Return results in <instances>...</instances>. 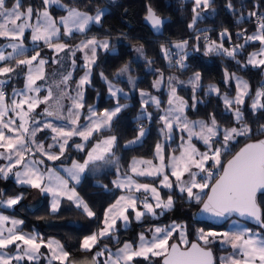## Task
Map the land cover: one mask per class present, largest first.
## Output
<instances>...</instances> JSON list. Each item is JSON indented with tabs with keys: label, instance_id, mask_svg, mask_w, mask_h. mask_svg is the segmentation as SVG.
I'll return each instance as SVG.
<instances>
[{
	"label": "snow or ice",
	"instance_id": "1",
	"mask_svg": "<svg viewBox=\"0 0 264 264\" xmlns=\"http://www.w3.org/2000/svg\"><path fill=\"white\" fill-rule=\"evenodd\" d=\"M213 0H193L192 19L188 24L193 29L201 19V11L205 13L211 7ZM59 5L66 11V15L53 17L50 7ZM226 7L229 11L235 12L231 0H228ZM239 21L256 17V30L247 34L244 29L237 33L243 40L232 48H225L223 40L231 35L227 29L219 33L220 41L209 38L206 32H202L205 40L204 54L225 55L236 59L239 52L249 42L258 41L261 47L258 51L249 53L245 64L241 67L251 65L254 68L262 69L264 75V15H258L252 10L247 13H237ZM105 17V9L97 7L95 13L82 11L79 8L63 4L61 0H42V7L34 9L32 5L26 8L22 0H14L9 6L8 0H0V38L7 40V44L0 46V159L9 161L5 167H0V178L7 179L13 175L16 183L39 190L41 193L51 196L50 212L59 211L62 198L72 202L77 209L89 218L96 217V212L79 195L76 188L70 186L71 182L79 184L83 174L92 166L93 171H101L106 166L116 165V179L112 181L113 186L123 192L114 203H111L103 212L101 221L103 227L91 235L83 237L80 243V250L91 252L101 240L115 238L117 221L127 226L131 220L129 213L134 214V219L141 222L145 217H156L166 211L175 208V200L171 194L177 190L182 197L192 204L202 205L200 212L208 214L215 220L227 222L232 216L246 218L254 221L260 230H264V139L245 144L237 151L227 163H222L221 157L229 150L230 144L237 137L250 136L253 132L251 126L244 119V107L246 98L251 99L250 109L253 114L257 111H264V83L252 94V87L249 81L224 70V83L235 82V95L221 93L219 87L209 84L205 95L209 93L219 97L226 112H230L235 123L231 127H224L217 120L215 114L210 113L207 120H190L186 109L196 108L198 103L197 91L201 88V74L195 72L187 81L192 90V103L177 93V85H183L175 76L167 77L169 86L168 107L159 115V129L165 140H170L176 130L181 133L180 154L166 157L164 144L157 142L154 149L153 159L133 158L129 165V171L136 177L160 178V188L169 189L167 198L161 196L160 188L152 183H142L133 178V175L121 173L119 158L116 157L118 137L115 134L103 135L105 130L113 127V119L122 112L127 105L119 102L121 94L126 96L124 90L116 87L112 81L100 73L101 78L108 86V92L116 98V104L111 109H104L98 113L94 106L88 105V115L84 117L87 123H81V110L85 109L84 89L92 83V68L96 64L97 50L103 48L108 50L110 43L107 39L101 41L96 37L86 38L77 45H69L62 41L63 36H72L74 33L84 34L91 24H101ZM35 18V22L33 21ZM145 20L150 23L153 29L159 30L164 20L156 11L148 6ZM238 21V22H239ZM26 34H30L33 44H42L50 49L54 55L51 63L65 67V62L70 64L74 70L76 67V52L84 54L83 75L76 81L75 96L68 92L69 82L72 80L73 71H59L53 73L51 83L47 87V94L41 97V85L38 81L48 80L45 66L48 60L41 56L38 49L34 54L25 55L27 48L25 41ZM200 35L196 39L199 41ZM188 41L176 42L172 47L178 49L179 59L175 65L185 69L184 63L187 58L185 49ZM11 49V51H5ZM195 50L199 51L198 45ZM143 55V46L135 49ZM161 52L169 65H172L173 53L170 49L161 45ZM61 53L65 55L61 57ZM20 57H24L21 59ZM15 61V66L10 63ZM151 64V61H148ZM237 63H240L237 61ZM158 71V70H157ZM130 72V66H121L114 74L120 78ZM24 75V87L13 88L14 98L7 102L5 85L13 76ZM163 73L153 82V88L159 89L164 82ZM128 83L135 86L134 78L128 75ZM142 112L138 119L151 120L152 113L147 111L150 103L157 109L161 107V101L152 96L151 93L140 91ZM71 100V105L66 109L63 101ZM50 102H53L50 104ZM48 105L44 109V115L58 121H66V125L54 124L51 121H41L32 114L41 105ZM11 113V115H10ZM50 130L51 143L39 140L38 133ZM257 132L264 134V124H261ZM146 135V130L141 125L138 128L134 139L124 145L129 148L138 144ZM73 137H79L84 142L96 140V143L87 151L83 162L73 161L71 167L66 168L67 178L61 176L53 169H41L45 163L43 158L49 161L60 160L64 156L69 141ZM97 137H102L97 139ZM193 138L202 141L205 151H200L193 143ZM76 149L85 151V145L75 144ZM58 149V151H53ZM43 157V158H41ZM211 162V163H210ZM170 169V172L168 171ZM174 178V180L172 179ZM107 188L106 185H98ZM207 190V191H205ZM137 193H143V198ZM4 193H0L2 197ZM206 197V199H205ZM23 199V193L0 199V207L12 208ZM154 201V203H153ZM157 209L160 211L157 212ZM10 224V227L6 225ZM24 224L21 219L0 214V264H21L27 261L28 264H36L44 256L41 248H47L50 253L46 257L48 264H98L97 257L105 256L103 264H134L142 259L153 264L154 258H159L158 264H264V231L254 230L241 225L239 221H233L229 230L217 231L212 228L196 229V240L188 239L186 225L177 224L173 221L170 225L161 227L154 226L148 229L150 237L144 232L138 234L135 243L124 241L115 253L108 249L107 245L96 252L91 258L75 260L71 258L65 246L55 239L45 241L38 234L25 233L20 226ZM178 233V242L170 243L174 234ZM219 243L227 245L231 251L219 258L217 262L210 245Z\"/></svg>",
	"mask_w": 264,
	"mask_h": 264
},
{
	"label": "trees",
	"instance_id": "2",
	"mask_svg": "<svg viewBox=\"0 0 264 264\" xmlns=\"http://www.w3.org/2000/svg\"><path fill=\"white\" fill-rule=\"evenodd\" d=\"M69 6H75L80 10L94 12L97 7L106 8L105 17L102 23L93 24L86 33H75L68 41L71 42L77 38L96 36L99 38H107L111 41L110 51H100L97 62L93 70L92 83L86 89L84 103L86 105L83 109V118L87 115V106H94L97 111L101 112L106 108L112 107L116 104V98L109 96L108 86L101 78L100 73L103 72L115 84H121L132 89L127 96H120L119 102L126 103L127 107L113 120V127L110 130H105L103 135L115 134L118 137L116 154L120 155V162L126 165L135 156L153 157L156 143L160 140L161 133L159 131L161 124L158 122L159 115H162V109H157L154 104H149L147 111L152 113L151 120L138 119L140 117L141 90H150L153 82L158 77V72L164 75L176 73L182 77H188L195 72L201 74V89L197 91V99L201 101L196 105L195 109L189 107L186 112L187 115L194 119L207 120L209 114H215L217 120L224 127H231L235 123L234 118L230 112H226L222 100L213 93L205 95L209 84H215L221 89V93L228 92L230 95L235 94V85L233 81L229 84L224 83V70L227 69L229 73H235L243 76L252 87V94L263 83L264 75L262 69L254 68L251 65L241 67L245 64L249 53L258 49L261 45L258 41L249 42L245 45L236 59H231L225 55L210 54L205 55V40L202 32H206L211 40L220 41L219 33L224 29L228 30L231 35L229 40L224 38L223 43L229 46L230 43L236 45L243 43V40L237 36V33L246 29L247 34H251L256 30V17H251L248 20L239 21L237 13L243 12L247 15L248 12L255 10L258 15H264V0H231L235 12L227 9L226 4L228 0H213L211 7L201 15V19L197 22L193 29L188 28L193 13V0H61ZM14 0H8L9 6ZM23 6L26 8L32 5L34 9L42 7V0H22ZM151 6L162 19H170L166 23L164 33L156 35L154 29L145 22L146 9ZM212 11V13H209ZM239 21V22H238ZM200 35L201 38L197 41L196 37ZM187 40L188 45L185 51H188L187 58L184 63L187 65L185 69H180L172 61L166 60L161 52V45L166 48H172V57L178 51L173 46L174 42ZM143 46V55L140 59L136 58L137 47ZM199 47V51L195 50V46ZM44 46V45H42ZM178 59V57H177ZM148 61L152 63L149 64ZM239 61L240 63H237ZM128 64L130 74L138 77L135 81V86L128 83L127 79L120 77L116 78V71L123 65ZM83 67L79 66L77 77L82 73ZM158 70V71H157ZM76 77V80H77ZM7 86V85H6ZM9 86H7L9 90ZM186 95V100L189 105L192 103V90H181ZM162 96L166 95L165 89H162ZM251 99L246 98L244 107V119L251 126L253 132L250 136L237 137L233 141L229 150L221 157L222 163H225L231 158L235 152L245 143L256 140L264 136L257 132L261 124H264V111H257L253 114L250 109ZM143 125L147 128V133L144 140L125 148L127 141L134 139L137 135L138 128ZM102 137H97V139ZM95 141L88 143V147ZM179 142L178 136L168 143L175 152L180 151L179 146H175ZM199 149L205 150V146L199 142H195ZM83 157V156H82ZM116 177L115 170H110L98 175L97 177H87L79 185L78 190L82 198L89 204V206L96 212V217L89 218L77 209L75 205L63 200L59 211L56 213L50 212V203L47 196L44 200L34 208H29L28 203L32 188L22 186L16 183L14 179L0 178V193H4L2 198L23 193V199L13 209H5L9 214H18L23 217L24 224L21 229L26 232L39 230L43 239L56 237L70 252L71 258H91L96 252L100 251L104 245L109 249H117L122 246L124 241L135 243L138 234L147 231L150 226L169 225L173 221L178 224L186 225L188 232V239L190 241L196 240V229L204 228H224L222 226H214L208 222L197 221L193 218V211L200 207L194 203L190 204L186 198L182 197L177 191L174 197L175 208L171 211H166L159 217H146L141 222L132 220L131 225L122 228L119 227L114 234L115 238H105L92 249L91 252L80 250V243L83 237L88 236L100 229L103 225L104 210L114 203L115 199L121 193V190L115 189L112 181ZM143 181L157 182V178L143 177ZM98 185H106L107 188ZM163 195H168V190L163 189ZM207 191V190H205ZM206 198V197H205ZM264 199V198H262ZM236 219V218H233ZM232 220V219H231ZM246 223V222H245ZM248 224V223H247ZM251 225V224H249ZM253 226V225H251ZM256 227V226H254ZM259 228V227H256ZM264 231V230H261ZM177 241V238H174ZM173 241V242H174ZM215 253L217 262L219 255L228 252L231 249L222 246L219 243L210 245ZM85 254V255H84ZM84 255V256H82ZM76 260V259H75ZM98 264H103L102 256L97 257ZM23 264H28L25 262ZM36 264H48L40 261ZM57 264V262H54Z\"/></svg>",
	"mask_w": 264,
	"mask_h": 264
},
{
	"label": "rangeland",
	"instance_id": "3",
	"mask_svg": "<svg viewBox=\"0 0 264 264\" xmlns=\"http://www.w3.org/2000/svg\"><path fill=\"white\" fill-rule=\"evenodd\" d=\"M62 2V1H61ZM63 4H65L64 2H62ZM67 5V4H66ZM72 7H75V6H72ZM77 8V7H76ZM103 9H105V12H106V8H103ZM50 12H51V14L53 15V17L54 18H56L57 20H59V17H61V16H63V15H66V11L63 9V8H61L59 5H53V6H51L50 7ZM82 11H85V10H82ZM91 14H94L95 13V11L94 12H90ZM209 13H212V11H210ZM203 13H201V15H202ZM32 22H35V18H33V21ZM93 24H91L90 26H89V28L92 26ZM75 34V33H74ZM73 34V35H74ZM72 35V36H73ZM26 36H27V39H26V41H25V44H26V48H27V51H26V53H25V55H32V54H34V49H38L40 52H41V56L43 57V58H45L46 60H48L49 61V63L45 66V71H46V73H47V75H48V80H46V81H38L37 83L39 84V85H41V92H40V96L41 97H43L44 95H46L47 94V87L49 86V84L51 83V80L53 79V78H56V79H58L59 77L58 76H56V77H53V73H56L57 72V70L59 69V71H61V72H63V71H73V77H72V80L69 82V86H68V92H69V95L70 96H75V88H76V81L77 80H79V78L83 75V72H84V69L82 70V73L77 77V72H78V68H79V66H81V67H83V65H84V54L83 53H81V52H79V51H77L76 52V55H75V59H76V67H75V69L73 70L72 68H71V66H70V64H68L67 62H65V67H63V68H61V66L60 65H57V64H53V63H51V60H52V57H53V55H54V53L50 50V49H48L46 46H42L43 44H42V42H41V44L39 45V47L37 46V45H35V44H33L32 43V41H31V39H30V34H26ZM72 36H63L62 37V41L63 42H66V43H68L69 45H72V46H74V45H77V44H79L80 43V41L81 40H83V39H86V38H91V37H96V36H93V35H91V36H88V37H82V38H77L76 40H73V41H71V42H69L68 40L72 37ZM98 40H101V41H103V40H105V39H107V38H99V37H96ZM108 41H109V43H110V48L108 49V50H104L103 48H99L98 50H97V59H98V54H99V52L100 51H110L111 50V41H110V39H107ZM7 40H5V39H3V38H0V46H3V45H5V44H7ZM179 42V41H178ZM176 42H174L173 43V45L175 44ZM232 46V43H230V45L229 46H225L224 45V47L225 48H232L231 47ZM261 47V46H260ZM259 47V48H260ZM259 48L258 49H256V50H254L253 52H255V51H258L259 50ZM170 49V51L172 52V48L170 47L169 48ZM5 51L7 52V51H11V49H5ZM176 51H178L179 52V50L178 49H176ZM186 53H188V51H185ZM252 53V52H251ZM61 55V57H63L65 54L64 53H61L60 54ZM177 57H178V59H179V55H177ZM177 57H176V55L174 56V59H172V61L175 63V61L177 60ZM21 59H23L24 57H20ZM136 58L137 59H140L141 58V54L140 53H137L136 52ZM97 59H96V62H97ZM0 66H3V62H0ZM10 66H15V61H12L11 63H10ZM95 66V65H94ZM94 66H93V68H92V77H91V79L93 78V70H94ZM131 68V67H130ZM128 75H131L133 78H134V81H137V79H138V77L137 76H135V75H133V74H130V72L128 73V74H125L124 76H122L123 78H125V79H127V81H128ZM193 75V74H192ZM192 75H190V76H188V77H182V76H180V75H178V74H176V73H168V74H166V75H164L163 74V76H164V82L161 84V86H160V88L159 89H155V88H153V85H152V88L150 89V90H143V91H145V92H149V93H151V95L152 96H154V97H156V98H158L160 101H161V109H162V114H163V110L164 109H166L167 107H168V104H167V100H168V93H169V86H168V82H167V77H169V76H175V77H177L180 81H184L185 83L183 84V85H177V93H178V95L179 96H181V97H183L185 100H186V95H185V93H183L181 90H186V91H189V89L191 90V86L190 85H188L187 84V81H188V79L192 76ZM237 76H239V77H242L243 79H245L243 76H241V75H238V74H236ZM76 77H77V80H76ZM160 77V72H158V77L156 78V79H158ZM0 79H2V78H0ZM246 80V79H245ZM24 75H23V73H21L19 76H13V78H12V80L7 84V86H9L10 85V87H9V92H8V95L6 96L7 97V102H10V100L12 99V98H14L13 97V95H12V89L15 87V88H17V89H22L23 87H24ZM234 82V81H233ZM116 87H118V88H121V89H123L124 90V93L125 94H129V91L132 89V87H130V88H126L125 86H124V84L123 85H121V84H115L114 82H112ZM263 83H264V80H263ZM133 85V84H132ZM215 85V84H214ZM234 85H235V82H234ZM89 85H87V86H85V89H84V100H85V94H86V89H87V87H88ZM219 87V86H218ZM165 89V92H166V95L165 96H162V94H161V92H162V89ZM201 89V88H200ZM199 89V90H200ZM220 89V88H219ZM220 91H221V89H220ZM123 94H121L120 96H122ZM126 95V96H127ZM235 95V94H234ZM234 95H231V96H234ZM109 96H111L110 94H109ZM124 96V95H123ZM140 99H141V96H140ZM51 103H53V102H50V104ZM121 104H124V105H126V103H122V102H120ZM63 104H64V106H65V115L67 114V112H66V109L71 105V100L70 99H65L64 101H63ZM150 104H152V103H150ZM48 105H45V104H41L36 110H35V112L32 114L33 116H35L37 119H39V120H41V121H51L52 123H54V124H58V125H66V121H58V120H55L54 118H51V117H47V116H45L44 115V109H45V107H47ZM115 106V105H114ZM114 106H112V107H109V108H106V109H111V108H113ZM96 109V108H95ZM187 110V109H186ZM96 111H97V109H96ZM98 113H100L99 111H97ZM101 112H103V111H101ZM120 114V113H119ZM118 114V115H119ZM186 114H187V112H186ZM10 115H11V113H10ZM87 115H88V113H87ZM86 115V116H87ZM117 115V116H118ZM188 116V115H187ZM116 118V117H115ZM114 118V119H115ZM188 118L190 119V120H199V119H194V118H191V117H189L188 116ZM113 119V120H114ZM81 123H87V121H85L84 120V118H83V110H81ZM113 123V122H112ZM161 128V127H160ZM146 130V133H147V128L145 129ZM51 135H52V133H51V131L50 130H45L44 132H41V133H38L37 134V137H38V139L39 140H43L44 142H45V145H47V143H51L52 141H51V139H50V137H51ZM181 135H183V136H185V138H186V133H181L179 130H176L175 132H174V134L172 135V138L170 139V140H165V138L161 135V137H160V140L158 141V142H161V143H163L164 144V148H165V153H166V157H168V156H171V155H173V154H175V155H179L180 154V151L179 152H175L174 151V149L170 146V145H168V143H170V141L171 140H173L176 136H178V140H179V142L175 145L176 147L177 146H179L180 147V144H181V139H180V137H181ZM144 138H145V136L143 137V139L139 142V143H141L143 140H144ZM196 141H199V140H196L195 138H193V143L196 145V147L198 148V146H197V144L195 143ZM199 142H201L202 143V141H199ZM76 143H81V144H84L85 145V151H79L78 149H76V147H75V144ZM88 143L89 142H84L83 140H81V138H79V137H73L72 138V140H70L69 141V147L67 148V150H66V152H65V154H64V156L63 157H61V159L60 160H57V161H49V160H47L46 158H43V157H41V158H43L44 160H45V163L43 164V165H41L40 167H41V169L42 170H46V169H48V168H51V169H53L55 172H57V173H59L61 176H64L65 178H67V173H66V171H65V169L66 168H69V167H71V164H72V162L75 160V161H79V162H83V160L86 158V153H87V151L93 146V144H95L96 143V140L93 142V144H91L89 147H88ZM117 143H118V141H117ZM138 143V144H139ZM126 144V143H125ZM203 144V143H202ZM134 146V145H133ZM199 149V148H198ZM200 151H205V150H201V149H199ZM53 151H58V149H53ZM115 154H116V152H115ZM83 156V157H82ZM116 157L117 158H119V164H118V166H119V168H120V171H121V173H128L129 175H133L132 173H130V171H129V165L131 164V162H132V159L134 158H132L131 159V161L130 162H128L126 165H122L121 164V162H120V155L119 154H116ZM135 158H145V159H153V157H144V156H135ZM9 163V161H7V160H4V159H0V167H5L7 164ZM211 163V162H210ZM110 170H115V172H116V165H110V166H106L103 170H101V171H99V172H97V171H93L92 170V166H89V170L88 171H86L84 174H83V176H82V178H81V182L85 179V178H87V177H97L98 175H101L102 173H104V172H107V171H110ZM169 172H170V169L168 170ZM9 178H11V179H14L15 181H16V179H15V177L13 176V175H9V177L7 178V179H9ZM117 177H115L113 180H115ZM133 178L134 179H136V180H138L139 182H142V183H152L154 186H157L158 188H160V186H159V179L160 178H157L158 180H157V182H151V181H143L141 178H143V177H136V176H134L133 175ZM150 178V177H149ZM7 179H5V180H7ZM173 180H174V178H172ZM80 182V183H81ZM79 183V184H80ZM79 184H75V182H71V184H70V186H73V187H75L76 188V190H77V192L79 193V190H78V185ZM115 188V187H114ZM116 189V188H115ZM164 189V188H163ZM165 190V189H164ZM168 191H169V189H167ZM160 192H161V196L163 197V198H167V196H164L163 195V190H162V188H160ZM177 192V190H175V189H173L172 190V192H171V194L173 195V196H176L175 195V193ZM123 194V192L121 191V193L119 194V195H122ZM168 194H169V192H168ZM79 195H80V193H79ZM137 195L138 196H141V198H143V193H137ZM45 196H47L48 198H49V203H51V196L49 195V194H45V193H41V192H39V190H37V189H33L32 188V193H31V195H30V199H29V203H28V207L29 208H34V207H36L37 205H39L43 200H44V197ZM81 196V195H80ZM82 197V196H81ZM0 199H7V198H2V197H0ZM63 200H67L66 198H62L61 199V203H62V201ZM61 203H60V206H61ZM153 203H154V201H153ZM16 207V205L15 206H13L12 208H6V207H0V214H4V215H7V216H9V217H12V218H16V219H21V220H23V217L22 216H20V215H16V214H9V212L8 211H6L5 209H13V208H15ZM60 208V207H59ZM160 210L159 209H157V212H159ZM165 213V212H164ZM163 213V214H164ZM162 214V215H163ZM129 215H130V220H131V222H132V220H135L134 219V214H132L131 212L129 213ZM162 215H158V216H156V217H159V216H162ZM146 218V217H145ZM144 218V219H145ZM149 218V217H148ZM233 221H239V223L241 224V225H244V226H247V227H250V228H252V229H254V230H260L259 228H256V227H254V226H251V225H249V224H247V223H245L244 221H241V220H239V219H232V220H230L227 224H226V227H224V228H212V229H214V230H217V231H225V230H229V225L233 222ZM131 222L127 225V226H125L121 221H117V229H119V227H122V228H126V227H128V226H130L131 225ZM178 224V223H177ZM170 225V224H169ZM11 225L10 224H8V225H6V227H10ZM22 226V225H21ZM21 226H20V228H21ZM157 226H161V227H164V226H167V225H157ZM103 227V226H102ZM151 227H154V226H150L149 228H151ZM148 228V229H149ZM148 229H147V231H145L144 233L146 234V235H148L149 237H150V233L148 232ZM208 230V229H207ZM98 230H96L95 232H97ZM261 231V230H260ZM25 233H31V232H34V233H36V234H38L40 237H41V234H40V232H39V230H34V231H30V232H26V231H24ZM91 235V234H90ZM174 238H177V241H178V233L177 234H174ZM174 238H173V240H170L169 242L170 243H172L173 241H174ZM49 239H55V240H57V241H59L56 237H51V238H48V239H44L45 241H47V240H49ZM60 242V241H59ZM61 243V242H60ZM224 246H226V247H228L227 245H224ZM109 249V248H108ZM109 250H111V252L112 253H115V251H116V249H109ZM231 251V250H230ZM230 251H228V252H230ZM41 252L42 253H44V256H42L41 257V259L39 260V261H37V262H40V261H43V262H46V263H48V260H47V258L46 257H49L50 256V253L48 252V249L47 248H44V247H42L41 248ZM228 252H224L223 254H221V256L219 255V257H222V256H225V255H227V253ZM85 255V254H84ZM84 255H82V256H84ZM103 257V259L105 260L106 258H107V253H105V256H102ZM76 260H79L78 258H75ZM158 261H159V258H154V262H153V264H158ZM25 262H27V261H23V262H21V264H23V263H25ZM14 264H15V262H14ZM134 264H149V262H146V261H144V260H142V259H138V260H136L135 262H134Z\"/></svg>",
	"mask_w": 264,
	"mask_h": 264
},
{
	"label": "water",
	"instance_id": "4",
	"mask_svg": "<svg viewBox=\"0 0 264 264\" xmlns=\"http://www.w3.org/2000/svg\"><path fill=\"white\" fill-rule=\"evenodd\" d=\"M163 20H164V24L161 26V28H160L159 30L154 29L156 35H162V34L164 33V28H165L166 23H168V22L170 21V19H163ZM145 22H146L149 26H151L150 23L147 22L146 20H145ZM151 27H152V26H151ZM260 139H264V136H262L261 138L256 139V140L249 141V142H247V143H252V142H255V141L260 140ZM247 143H245V144H247ZM245 144L242 145L237 151H239L242 147H244ZM237 151H236V152H237ZM236 152H235V153H236ZM231 158H232V157H231ZM231 158H229V159H231ZM229 159H228V160H229ZM228 160H227V161H228ZM227 161L225 162V164L227 163ZM205 199H206V198H205ZM201 207H202V205H200L199 208H197V209H195V210L193 211V218H194L195 220H197V221L208 222V223L213 224L214 226H222L223 224L227 223V222L230 221L231 219L236 218V219H239V220H241V221H244V222H246V223H248V224H251V225H253V226L259 227L254 221H250V220H248V219H246V218L238 217V216H235V215L232 216L227 222L219 221V220H215L214 218L209 217L208 214H205V213L200 212L199 209H200ZM194 241H195V240H194ZM174 242H178V241H174ZM213 254H214V257H215V253H214V251H213Z\"/></svg>",
	"mask_w": 264,
	"mask_h": 264
},
{
	"label": "built area",
	"instance_id": "5",
	"mask_svg": "<svg viewBox=\"0 0 264 264\" xmlns=\"http://www.w3.org/2000/svg\"><path fill=\"white\" fill-rule=\"evenodd\" d=\"M245 17H247V15H244ZM248 19H250V18H247L246 20H248ZM234 45L232 44V46L231 47H233ZM5 91H6V96L8 95V92H9V90H8V88H7V86L5 85Z\"/></svg>",
	"mask_w": 264,
	"mask_h": 264
}]
</instances>
